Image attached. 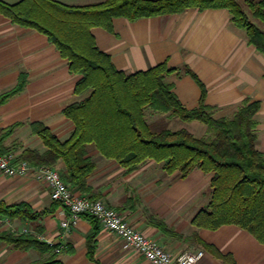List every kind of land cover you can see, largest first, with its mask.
<instances>
[{"label":"crops","instance_id":"crops-1","mask_svg":"<svg viewBox=\"0 0 264 264\" xmlns=\"http://www.w3.org/2000/svg\"><path fill=\"white\" fill-rule=\"evenodd\" d=\"M1 1L16 4L22 0ZM54 1L87 5L105 0ZM92 34L97 47L126 74L161 63L180 71V76L174 73L167 80L173 83L175 96L187 109L198 106L201 85L204 103L220 113L228 111L232 116L244 102H257L255 149L264 153V55L233 25L227 9L191 8L135 21L119 17L113 19L112 32L95 27ZM184 68L196 78L183 73ZM77 80L78 76L69 70V62L47 36L13 24L0 13V101L4 94L23 84L20 92L0 103V128L20 124L4 141L5 147L15 149L18 155L25 149L45 152L47 148L32 132L34 122L43 123L59 140H67L74 124L63 110L81 99L74 94ZM151 118L149 121L146 117L147 123H154ZM193 123L187 126L191 128ZM88 157L96 167L89 178L91 192L86 195L97 196L107 206L119 209L132 225L170 254L202 250L205 255L198 264H264V244L246 230L233 224L209 230L193 223L211 200L212 174L200 169H193L185 177L178 172L168 174L154 160L128 171L94 148ZM64 169L60 161L58 170ZM0 203H26L36 213L45 212L34 221L0 217L6 221L0 225V235L30 233L46 245L63 241L64 250L56 254L64 264H148L139 254L124 249L121 240L100 223L94 225L88 218H82L77 227L63 235L59 227L62 205L51 199L48 187L34 174L8 177L0 172ZM153 218L163 222L167 230L153 225ZM90 238L92 258L88 255ZM51 254L34 248L19 249L0 239V264H31Z\"/></svg>","mask_w":264,"mask_h":264},{"label":"trees","instance_id":"trees-1","mask_svg":"<svg viewBox=\"0 0 264 264\" xmlns=\"http://www.w3.org/2000/svg\"><path fill=\"white\" fill-rule=\"evenodd\" d=\"M253 15L264 24V2L244 0ZM227 9L231 22L244 29L249 44L264 55V31L249 21L238 0H105L87 5H67L54 0H22L7 4L0 0V13L13 24L35 29L47 36L69 62V70L78 76L74 94L78 102L64 108L63 114L73 122L74 131L61 141L41 122L31 124L47 150L40 153L25 149L18 156L32 166L59 170L62 180L72 192H91L89 178L96 164L88 157L91 148L103 157L115 160L128 171H134L147 160L161 164L168 174L178 172L185 177L193 169L212 174V197L206 210L200 211L193 223L197 227L216 230L223 225H237L264 244V153L255 149L254 116L258 103L244 102L233 119H215L213 108L204 103L205 90L198 106L185 108L173 92L167 78L181 72L158 64L146 71L126 74L113 65L102 52L92 34L95 27L113 31V19L129 21L140 18L173 15L187 9ZM183 73L195 77L189 68ZM196 78V77H195ZM23 89L20 83L1 97L0 103ZM171 114L183 121L198 120L207 126L208 137L197 138L188 131H170L147 123L146 110ZM20 124L0 130V153ZM97 200V196H87ZM58 205L59 202H56ZM45 214L34 212L26 203L7 206L0 203V217L34 221ZM88 218L96 225L99 222ZM153 225L166 231V225L153 218ZM96 228V227H95ZM0 239L19 249L34 248L52 252L45 260L31 264H64L53 253L54 247L39 242L32 234H2ZM88 242L92 258L94 246ZM227 259V256H223Z\"/></svg>","mask_w":264,"mask_h":264},{"label":"built area","instance_id":"built-area-1","mask_svg":"<svg viewBox=\"0 0 264 264\" xmlns=\"http://www.w3.org/2000/svg\"><path fill=\"white\" fill-rule=\"evenodd\" d=\"M0 172L8 177H19L34 174L45 184L53 201L62 205V218L59 227L63 235L68 234L79 224L83 216L95 218L109 233L119 238L124 249L142 256L148 264H198L204 257L202 250L182 252L176 256L167 252L155 239L143 234L134 227L119 211L107 206L101 200H93L85 195L71 191L61 178V174L48 166H32L19 159L14 153H0ZM6 222L0 219V225ZM24 233H28L27 230ZM54 252L64 250L65 242H49Z\"/></svg>","mask_w":264,"mask_h":264},{"label":"rangeland","instance_id":"rangeland-1","mask_svg":"<svg viewBox=\"0 0 264 264\" xmlns=\"http://www.w3.org/2000/svg\"><path fill=\"white\" fill-rule=\"evenodd\" d=\"M239 2H240V4L242 5V7H243V9H244V11H245V13L247 14V16H248V18H249V21L251 22V23H253L255 26H257L259 29H261L262 31H264V24L262 23V21L260 20V19H258V18H256L254 15H253V13H252V10H251V8L247 5V3L244 1V0H238ZM251 1H254V2H264V0H251ZM234 25V24H233ZM235 26V25H234ZM236 27V26H235ZM236 28H238V27H236ZM239 30H241L242 32H243V34L247 37V35H246V32H245V30L244 29H240V28H238ZM238 111V109L236 110V112ZM236 112H234L233 113V115L231 116V113H229L228 111H223V112H219V111H215V110H213V112H212V116L215 118V119H226V120H230V119H233L234 118V116H235V114H236ZM154 115H155V117H154ZM160 115H163V117H161V118H159V119H157L158 117H156V116H160ZM148 116V119L147 120H149V121H151V117H153V120H155L154 121V123H151V124H155L154 126H155V128H162V127H166V129H168V130H170V131H179V130H182V129H184V130H186V131H188L190 134H192L193 136H195V137H197V138H203V137H208L209 135L207 134V126L204 124V123H202V122H200V121H198V120H193V121H189V122H187V121H183V120H181V119H179V118H177V117H174V116H172L171 114H162V113H158V112H154V111H152V110H146V112H145V118ZM169 122V124H167V122ZM192 122H194L193 124H192V126L193 127H188L187 126V124L188 123H192ZM167 125H169V127L167 126ZM12 126V125H11ZM10 127V126H9ZM188 128H189V130H188ZM2 128H0V130H1ZM192 130L195 132H192ZM8 139V138H7ZM16 150L15 149H13V148H10V151L9 152H11V153H14V154H16V152H15ZM21 154V153H20ZM19 154V155H20ZM17 156H19L18 154H16ZM54 169L55 170H57L58 172H59V170H58V168H55L54 167ZM60 173V172H59ZM97 200H101L100 198H98ZM102 201V200H101ZM112 208V207H111ZM114 209H116V210H119V209H117V208H115V207H113ZM134 225V224H133ZM134 227H136L135 225H134ZM136 228H138V227H136Z\"/></svg>","mask_w":264,"mask_h":264}]
</instances>
